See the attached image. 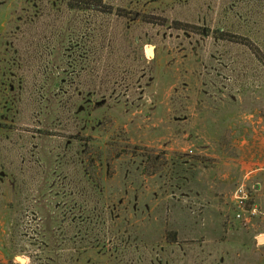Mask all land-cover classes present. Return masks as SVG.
<instances>
[{"label": "rangeland", "instance_id": "rangeland-1", "mask_svg": "<svg viewBox=\"0 0 264 264\" xmlns=\"http://www.w3.org/2000/svg\"><path fill=\"white\" fill-rule=\"evenodd\" d=\"M77 1L0 0V264H264V0Z\"/></svg>", "mask_w": 264, "mask_h": 264}, {"label": "trees", "instance_id": "trees-1", "mask_svg": "<svg viewBox=\"0 0 264 264\" xmlns=\"http://www.w3.org/2000/svg\"><path fill=\"white\" fill-rule=\"evenodd\" d=\"M150 2H156L158 0H149ZM76 5H69L71 9H82V10H97L103 13H108L110 9L104 3V0H78ZM152 23V22H150Z\"/></svg>", "mask_w": 264, "mask_h": 264}, {"label": "built area", "instance_id": "built-area-1", "mask_svg": "<svg viewBox=\"0 0 264 264\" xmlns=\"http://www.w3.org/2000/svg\"><path fill=\"white\" fill-rule=\"evenodd\" d=\"M244 195L245 193L243 189H239L237 192V195H235V199L237 200V213L235 216L236 219H240L247 213V210L245 209V204H244V200H245Z\"/></svg>", "mask_w": 264, "mask_h": 264}, {"label": "crops", "instance_id": "crops-1", "mask_svg": "<svg viewBox=\"0 0 264 264\" xmlns=\"http://www.w3.org/2000/svg\"><path fill=\"white\" fill-rule=\"evenodd\" d=\"M262 143H264V140L262 139Z\"/></svg>", "mask_w": 264, "mask_h": 264}, {"label": "water", "instance_id": "water-1", "mask_svg": "<svg viewBox=\"0 0 264 264\" xmlns=\"http://www.w3.org/2000/svg\"><path fill=\"white\" fill-rule=\"evenodd\" d=\"M261 239V238H260Z\"/></svg>", "mask_w": 264, "mask_h": 264}]
</instances>
